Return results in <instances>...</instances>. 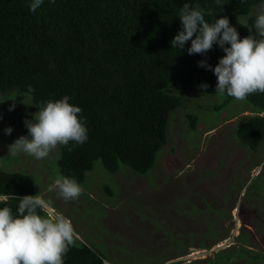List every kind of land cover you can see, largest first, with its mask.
<instances>
[{"label":"trees","instance_id":"obj_1","mask_svg":"<svg viewBox=\"0 0 264 264\" xmlns=\"http://www.w3.org/2000/svg\"><path fill=\"white\" fill-rule=\"evenodd\" d=\"M30 2L0 0V99L27 98L37 112L45 102L67 95L82 109L79 115L88 129L87 141L61 145L58 156L61 175L79 184L98 159L111 172L124 164L146 175L167 143L171 113L183 103L177 91L190 89L197 80L209 85L203 89L207 93H216L214 72L198 64L203 60L214 69L224 51L214 44L205 55H189L191 41L183 49L171 48L182 28L179 13L184 3L199 5L209 23L227 17L241 39L255 31L250 33L248 27L258 14L255 7L264 4V0H220V4L216 0H44L33 13ZM230 99L226 95L219 107ZM246 100L256 114L243 115L235 135L258 151L264 141V93L250 94ZM188 117L190 126H196L197 116L188 113ZM8 137L3 131L0 142ZM103 190L114 196L108 186ZM36 194L40 192L33 175L0 168V196L6 200L0 208L7 206L16 215L15 197ZM179 247L183 251H175V256L189 245ZM227 251L232 261L245 254L237 248ZM219 253L207 264H223ZM63 259L64 264H105L106 260L96 247L78 240Z\"/></svg>","mask_w":264,"mask_h":264},{"label":"rangeland","instance_id":"obj_2","mask_svg":"<svg viewBox=\"0 0 264 264\" xmlns=\"http://www.w3.org/2000/svg\"><path fill=\"white\" fill-rule=\"evenodd\" d=\"M177 94L183 103L171 113L167 143L146 175L124 164L114 173L98 159L80 183L83 194L68 202L47 191L61 175V146L41 160L8 155V146L28 135L24 121L35 110L27 98L0 99V133L13 130L0 142V168L33 175L40 195L53 201L47 211L68 217L76 240L96 247L105 264H207L217 252L223 264H264V141L252 151L235 135L243 115L256 112L234 98L219 107L226 95L207 93L197 80ZM188 113L197 116L196 126ZM235 248L245 254L232 261L227 250Z\"/></svg>","mask_w":264,"mask_h":264},{"label":"clouds","instance_id":"obj_3","mask_svg":"<svg viewBox=\"0 0 264 264\" xmlns=\"http://www.w3.org/2000/svg\"><path fill=\"white\" fill-rule=\"evenodd\" d=\"M43 2L31 0L30 11L35 13ZM216 2L220 4V0ZM212 14L211 10L207 12L209 16ZM179 18L182 28L172 39L171 48L183 49L191 41L187 49L189 55H205L214 44L224 51L225 55L214 69L203 60L198 64L214 72L217 94L244 101L250 94L264 93V4L260 6L254 25H245L250 33L254 29L255 35L243 39L236 28L230 26L227 17L207 22L199 5L191 7L184 3ZM200 87L207 89L209 85L201 84ZM33 91L29 85L28 93ZM70 99L65 95L49 100L38 108L31 120L25 119L28 135L10 144L8 155L24 153L41 160L58 146H68L70 142L73 146L84 144L88 129L79 115L82 109L71 104ZM13 108L14 105L9 111ZM11 132V127L5 129L8 135ZM68 150L72 151L73 147ZM47 191L68 202L78 199L84 189L76 179L58 175ZM15 198L18 200L16 215L7 206L0 208V264H64V256L77 239L71 220L59 211L49 213L47 210L53 207V201L40 194ZM0 203H6L4 196H0Z\"/></svg>","mask_w":264,"mask_h":264},{"label":"bare ground","instance_id":"obj_4","mask_svg":"<svg viewBox=\"0 0 264 264\" xmlns=\"http://www.w3.org/2000/svg\"><path fill=\"white\" fill-rule=\"evenodd\" d=\"M99 165V164H98Z\"/></svg>","mask_w":264,"mask_h":264}]
</instances>
